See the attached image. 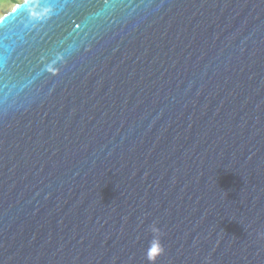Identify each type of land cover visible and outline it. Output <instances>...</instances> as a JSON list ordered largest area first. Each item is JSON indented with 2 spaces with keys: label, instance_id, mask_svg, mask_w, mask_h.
Masks as SVG:
<instances>
[{
  "label": "water",
  "instance_id": "obj_1",
  "mask_svg": "<svg viewBox=\"0 0 264 264\" xmlns=\"http://www.w3.org/2000/svg\"><path fill=\"white\" fill-rule=\"evenodd\" d=\"M43 5L0 17V264H264V0Z\"/></svg>",
  "mask_w": 264,
  "mask_h": 264
},
{
  "label": "clouds",
  "instance_id": "obj_2",
  "mask_svg": "<svg viewBox=\"0 0 264 264\" xmlns=\"http://www.w3.org/2000/svg\"><path fill=\"white\" fill-rule=\"evenodd\" d=\"M4 2L5 0H0V4H3ZM10 3L20 4L23 3V0H10ZM150 231L152 232L153 236L151 241L149 242L147 258L150 261L154 262L158 256L163 255L164 247L160 242L159 228L156 227L155 224H153L150 228Z\"/></svg>",
  "mask_w": 264,
  "mask_h": 264
},
{
  "label": "snow or ice",
  "instance_id": "obj_3",
  "mask_svg": "<svg viewBox=\"0 0 264 264\" xmlns=\"http://www.w3.org/2000/svg\"><path fill=\"white\" fill-rule=\"evenodd\" d=\"M45 7H51L53 5V0H44ZM4 39H6V36H0V64H3L7 61V57L3 54L7 51V45L4 44Z\"/></svg>",
  "mask_w": 264,
  "mask_h": 264
},
{
  "label": "rangeland",
  "instance_id": "obj_4",
  "mask_svg": "<svg viewBox=\"0 0 264 264\" xmlns=\"http://www.w3.org/2000/svg\"><path fill=\"white\" fill-rule=\"evenodd\" d=\"M15 4L10 3V0H5L3 4H0V17L11 10Z\"/></svg>",
  "mask_w": 264,
  "mask_h": 264
}]
</instances>
